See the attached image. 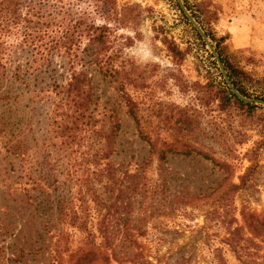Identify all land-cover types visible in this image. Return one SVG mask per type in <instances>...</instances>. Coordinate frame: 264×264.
Wrapping results in <instances>:
<instances>
[{
  "label": "rangeland",
  "instance_id": "374dc122",
  "mask_svg": "<svg viewBox=\"0 0 264 264\" xmlns=\"http://www.w3.org/2000/svg\"><path fill=\"white\" fill-rule=\"evenodd\" d=\"M183 1L235 66L254 82L264 78V0ZM115 2L117 10L137 7L133 25L111 28L108 52L133 80L125 89L142 127L154 128L155 110L174 113L164 106L185 110L190 131L172 128L160 137L173 150L193 152H169L159 161L137 137L112 86L94 72L95 114L104 101L113 104L119 129L113 136L82 134L73 155L50 138L49 105L24 95L18 105L22 169L38 179L39 212L80 205L82 156L97 153L96 169L104 168L101 181H92L100 204L87 203L89 233L66 229L70 243L61 264H264V107L220 104L214 91L222 80L174 0ZM166 45L179 52L178 61ZM192 84L204 86V93ZM248 89L259 92L255 84Z\"/></svg>",
  "mask_w": 264,
  "mask_h": 264
},
{
  "label": "trees",
  "instance_id": "16d2710c",
  "mask_svg": "<svg viewBox=\"0 0 264 264\" xmlns=\"http://www.w3.org/2000/svg\"><path fill=\"white\" fill-rule=\"evenodd\" d=\"M183 3L197 19L190 5ZM135 8L123 6L117 10L115 0H0V264H40L42 261L61 264L70 243L66 229L88 235L87 203L100 204L92 181H101L104 168L96 169L99 157L94 153L80 159L86 180L84 192L77 197L80 205L56 204L46 214L39 212L38 179L22 169L26 154L18 105L24 95L49 105L50 138L73 155L82 134L104 137L108 131L107 136H113L119 129L113 104L104 101L98 115L95 114L99 97L93 96L91 73L94 72L101 82L112 86L117 103L136 127L137 137L157 155L159 161H164L169 152L183 156L193 152L173 150L160 137L172 128L190 131L192 119L185 110L164 106V110L173 109L174 113L155 110L150 113L155 120L154 128L142 127L137 105L125 89L132 86L133 80L122 66L116 65L117 55L108 52L111 28L133 25L137 17ZM174 8L200 48L207 53L176 4ZM93 18H99L103 23L95 24ZM206 36L214 43L235 90L245 98L264 102V78L254 82L223 54L220 40L208 33ZM166 46L173 59L180 56L172 45ZM207 58L214 67L209 54ZM253 84L257 85V95L249 93L248 88ZM191 86L197 92L205 91L204 86ZM214 95L220 104L226 106L233 104L246 111L257 108L237 100L222 81ZM96 124L99 126L95 130ZM261 144L264 145V140ZM105 156L104 153L103 158ZM202 157L207 159L204 155Z\"/></svg>",
  "mask_w": 264,
  "mask_h": 264
},
{
  "label": "water",
  "instance_id": "95a60500",
  "mask_svg": "<svg viewBox=\"0 0 264 264\" xmlns=\"http://www.w3.org/2000/svg\"><path fill=\"white\" fill-rule=\"evenodd\" d=\"M174 2L177 5V8L179 12L182 14L186 22L189 24V26L195 31V33L198 35L200 38L204 48L206 49L205 51L208 52V54L211 56V60H213L215 68L218 71V74L220 76V79L223 82V85L225 86L226 90L231 93L237 100L244 104H253L255 106H262L264 107V102L253 99V98H245L241 96L235 88L232 86L231 82L229 81L227 74L223 68L222 63L220 62V59L217 55V52L215 51V48L209 38L206 36L204 31L201 29L199 24L195 21V19L191 16L189 11L186 9L184 6L182 0H174Z\"/></svg>",
  "mask_w": 264,
  "mask_h": 264
}]
</instances>
